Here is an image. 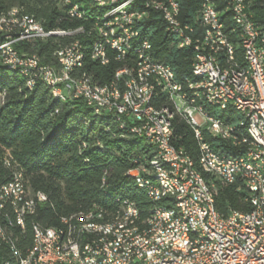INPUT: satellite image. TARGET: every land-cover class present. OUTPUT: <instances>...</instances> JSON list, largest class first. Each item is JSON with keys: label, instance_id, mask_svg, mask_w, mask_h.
I'll return each mask as SVG.
<instances>
[{"label": "bare ground", "instance_id": "obj_1", "mask_svg": "<svg viewBox=\"0 0 264 264\" xmlns=\"http://www.w3.org/2000/svg\"><path fill=\"white\" fill-rule=\"evenodd\" d=\"M234 1H238L242 11H245V22H241L235 3L228 1L227 9L230 11V19L233 23L230 32L235 34V42L225 31L224 9H217L213 0H200L198 14L196 18L194 17L199 28L197 25L193 27L187 23L190 37L183 30L175 28V26L183 25L178 0H99L96 2L94 0H62L69 13L81 11V16L67 15V18L82 22L73 29L52 30H45L41 22L30 15L23 14L19 8L13 7L7 12L0 13V31H7L10 27L9 35H16L19 22L28 21L29 27L38 26L45 38L54 35L85 34L91 41H95V25L90 23V26L86 27L84 19L96 22L102 29L107 42L101 43L102 51L93 50V45L90 44L91 59L104 61V65L111 59L126 62L123 67L115 71L113 81L100 85L95 83L92 76L85 71L80 72L85 53L80 50L82 46L80 39L76 38L54 51L60 63L62 53L71 52L75 46L76 55H69L66 58V77L71 80L81 78L85 91L92 92V95L109 107V112L106 113L105 109L98 105L87 104L95 114L122 116V107L125 103L140 104L147 100V103L151 104V116L158 117L159 122H165V124H158V131H168L174 135L173 118L176 114L178 115V109L173 108L175 98L165 96L168 94V79L174 80L180 95H187L195 109L200 111L213 109L215 117H218V123L230 131V133H219V139L226 141L233 148L244 149L240 150L239 156L230 155L222 148H215L210 143L212 141H207V136L215 138L214 132H209L208 127H197V132L190 129L197 143L196 158H193L191 151L186 150L184 146L177 147L179 156L182 157L183 167L193 174V181L196 190L201 194V201L208 204L206 214L209 223L218 224V216L226 215H221L216 210L213 193L204 182L203 174H214L228 183L229 175L221 170V166L214 165V161L235 163L242 168L251 167V172L264 176V160L254 155L264 154V144L254 141V134L250 132L249 127L248 110H245V106L238 101L223 100L221 104L216 101V98L208 97L203 83H199L204 80L215 81V72H226L224 88L236 89L237 85H246L248 82L251 83V87H259L255 60L247 44L249 42L247 26L251 31L250 41L253 44L257 63L260 65L261 82L264 84V27L252 16L250 7L254 0ZM148 6L152 9L162 8L163 13L168 14V20L172 24L164 22L165 29L169 35L173 36L174 45L179 48H192L194 56H200L202 52L207 59L214 60L215 71L212 68L199 67L197 58H193L192 75L195 78L180 83L176 80L174 70L169 64L154 59L150 40L141 36L137 26L147 19ZM122 8L134 9L136 14H128L125 21L111 17V14L119 13ZM207 10H210V15H215L214 23L204 22ZM20 40H26L29 43L41 41L32 42L28 36H19ZM238 48L241 50V57L236 54ZM12 56L13 45L9 44V39L0 33V57H3L0 58V63L2 65L21 73L26 79L28 88H32L38 81L52 89L59 86L54 79L44 77L36 79L35 71L27 67L7 64ZM24 56L39 58L36 54L24 53ZM150 60H156V64L143 65ZM39 62L47 68L55 67L41 63L40 59ZM236 63L240 68L239 74L236 71ZM156 66L171 70H167L166 76L162 71H156ZM215 93H219V99H226L223 84L215 85ZM150 94L152 96H149ZM56 95L63 101L66 98H75L70 90L57 91ZM237 98L255 100V93L253 89H239ZM163 100L166 103H163ZM220 113H224L226 118L218 115ZM234 118H237V121ZM116 121L120 128L125 129L131 136H135L134 127L130 126L126 120L117 119ZM256 133L264 142L263 126H256ZM137 137L149 149V157L139 165L138 179L131 175L136 172V167L130 169L127 174L134 178L136 185L144 189L148 198L155 203L149 216L144 220L139 218L135 202L122 199L120 212L118 208L111 213L99 214L97 213L98 204L93 203L88 208L59 215L57 225H44L36 218L39 214L38 207L46 203L53 208V201H50L42 191L31 188L24 168L19 166L20 163L13 154L6 152L1 155L0 163L6 175L0 181V264H91V250L96 247L112 248L111 256L126 255L128 259H132V264H143V261L148 260L149 257L150 261H160L162 252L169 255L170 260H192L209 254L213 250V242L208 230L203 227V221H197L198 208H191L189 214L186 213V205H192V197L190 191H187L186 181H182V175L175 174V171H168V174L163 171L175 168V161L162 157L160 145L150 141L147 136ZM16 195H21V203H26L18 206V213H23L22 219H18L17 216ZM166 198L170 200L169 205L160 203ZM251 206V215H260V201L252 200ZM237 213L250 214V211H237ZM165 215L168 216L170 224L181 226L186 232V237L190 241H195L196 244L187 249L185 245L164 242L166 239ZM260 223H264V209L263 216H260ZM52 233H54V252L49 253L47 247Z\"/></svg>", "mask_w": 264, "mask_h": 264}, {"label": "trees", "instance_id": "obj_2", "mask_svg": "<svg viewBox=\"0 0 264 264\" xmlns=\"http://www.w3.org/2000/svg\"><path fill=\"white\" fill-rule=\"evenodd\" d=\"M178 1L183 23L197 27L195 18L200 0ZM228 1L213 0L217 9H224L225 31L235 42V34L230 32L233 23L227 9ZM13 7L41 22L45 30L73 29L82 22L67 18L62 0H0V13ZM250 8L253 18L264 27V0H254ZM85 25L89 27L90 23ZM138 28L141 36L150 40L154 59L169 64L178 82L195 78L192 75V48L174 45V38L168 34L158 13L152 12ZM76 38L82 43L80 50L85 51L80 72L85 71L100 85L113 81L115 71L126 62L111 59L102 65L92 60L91 39L85 34L54 35L46 41L33 43L20 40L16 48L20 53L36 54L41 63L56 67L58 60L54 51ZM240 52L239 48L236 49L238 57H241ZM57 91H60L59 86L52 89L40 81L28 88L21 73L0 63V156L6 152L13 154L24 168L31 188L42 191L53 201L54 209L44 203L38 207L36 218L44 225H57L59 215L88 208L93 203L114 212L124 199H128L135 202L139 218L146 219L155 203L127 174L149 157L145 143L120 128L114 116L95 114L80 98L63 101L57 97ZM218 115L226 118L224 113ZM173 123L174 135L179 137L175 145L184 146L196 158L197 143L190 128L177 114ZM207 141H212L210 143L215 148H222L230 155L240 154L239 149L219 138L207 136ZM210 174L204 173L203 179L211 189L215 208L221 215H226L228 209L238 212L252 209L246 200L247 191L240 187L239 181L229 184ZM5 175L0 163V181ZM212 177L221 185L214 186ZM169 201L166 198L160 203L169 205Z\"/></svg>", "mask_w": 264, "mask_h": 264}, {"label": "built area", "instance_id": "obj_3", "mask_svg": "<svg viewBox=\"0 0 264 264\" xmlns=\"http://www.w3.org/2000/svg\"><path fill=\"white\" fill-rule=\"evenodd\" d=\"M96 1L99 0H94V2ZM231 3H235L238 17H240L241 22H245V11H242L238 1L231 0ZM152 12L158 13L159 16H162L164 22H169L168 14L163 13L162 8L152 9L150 6H148V11L146 12L147 20ZM128 14H136V11L134 9L122 8L119 13L111 14V17L125 21L127 20ZM66 15L81 16V11H77V13H69L66 9ZM214 16L215 15H210V10H207L204 22L214 23ZM84 23L95 25V41H91V45H93V50L102 51L101 43L107 42L102 29L92 20L84 19ZM169 24L172 23L169 22ZM139 25L140 24H137L138 27ZM9 28L7 31H0L3 37L9 39V44L13 45V56L10 61H7V64L27 67L28 69L35 71L36 79L37 77L54 79L58 82L61 91L70 90L71 95H73L75 99L80 98L86 104L98 105L102 107V109H105L106 113L109 112V107H106L103 101L92 95V92L85 91L81 78L80 80L67 79L66 58H68L69 55H76L75 46L71 52L62 53V61H60L56 67L47 68L40 64L39 58L24 56V53H20L16 48V43L19 42V36H28L31 38L32 42L34 40H41L42 42L46 41L48 38L43 36V31L39 29L38 26L29 27L28 21L19 22V28H16V35H9ZM175 28L183 30L185 34L190 37L188 34L187 23H183L182 26H175ZM246 31L249 34V42L247 44L248 49L255 60V68L259 78V87H251V83L248 82L246 85H237L236 89L224 88L226 72H215V81L204 80L199 81V83H203V87L206 88L208 97L216 98V101L221 102V104H223V100H233L238 101L239 104H243L245 110H248L249 127L250 132H253L254 134V141H257L258 144H264L262 138H259L258 133H256V126H263L264 128V84L261 82L260 65L257 63V58H255V53H253V44L250 41L251 31L247 26ZM138 32H140L139 28ZM226 47L228 48V45H226ZM130 58H134V56H130ZM193 58H197L199 67L212 68V70L215 71L214 60L207 59L202 52L200 56H193ZM97 62L104 65V61ZM148 63L156 64V60L144 62L143 65H147ZM138 70L140 72V69ZM167 70L171 69H161L156 66V71H162L166 76ZM236 71L237 74L240 73V68L237 63ZM152 84L154 86V81ZM216 84H223V92H226V99H219V93H215ZM239 89H253L255 100L238 99L237 91ZM149 96H152V94ZM165 96L175 98V105H173V108L178 109V116H182V120L190 129H193V132H197V127H208L209 132H214L215 138H219V133H230L229 130L225 129L224 125L218 123V117H215L213 109L210 108V110L207 111L195 109V106L191 105L190 100H188L187 95H180L179 89L176 87V83L172 79H168V94H165ZM115 119L126 120L129 125L133 126L135 129L134 137L147 136L150 141L160 145L162 157H166L167 160L175 161V168L163 171L165 174H168V171H175V174L182 175V181H186L187 191H190V196L192 197V205H186V213L189 214L191 208H198L197 221H203V227L208 230V233L211 236V241L213 242V250L209 252V254H204L192 260H170L169 255H165L164 252H162V259L160 261H150L149 257L148 260L143 261V264H264V223H260V216H263L264 209L263 175L251 172V167L242 168L235 163H218L214 161V165L221 166V170L229 175V184L239 181L240 187L247 191L248 196L246 197V200L250 205L252 200L260 201L261 213L260 215H251L250 210V214H242L237 213V210L228 209L226 216H218V212H216V215L218 216V224H211L209 223L208 215L206 214V207H208V204L201 201V194L196 190L192 172L183 167L182 157L179 156V148L175 145L179 137L171 135L168 131H158V124H165V122H159L158 117L151 116V104H148L147 100L140 104L125 103V106L122 107V116H115ZM234 120L237 121V118H234ZM235 138H237L236 135ZM254 155L257 158H261L262 161L264 160V154ZM19 166H21V164H19ZM139 167L140 166H136V172L131 173V175L135 176L137 179ZM212 182L214 186L218 187V184L221 185V183L214 177H212ZM15 201L18 219H22L23 213H18V206L26 203H21V195H16ZM97 213L111 212L98 204ZM165 220L166 239L164 242L185 245L187 249L196 244L195 241H190V239L186 237V232L181 226L170 224L168 216L166 215ZM53 234L54 233H52V237L49 238V246L47 247L49 253L54 252ZM111 249L112 248L109 247L92 248L91 264H132V259H128L126 255L124 257L111 256Z\"/></svg>", "mask_w": 264, "mask_h": 264}]
</instances>
